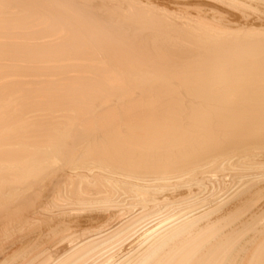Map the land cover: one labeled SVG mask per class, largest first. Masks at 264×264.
<instances>
[{"label":"bare ground","instance_id":"1","mask_svg":"<svg viewBox=\"0 0 264 264\" xmlns=\"http://www.w3.org/2000/svg\"><path fill=\"white\" fill-rule=\"evenodd\" d=\"M0 264H264V0H0Z\"/></svg>","mask_w":264,"mask_h":264}]
</instances>
